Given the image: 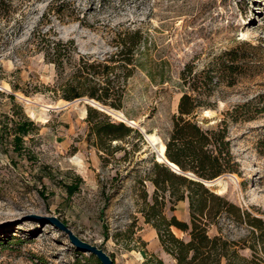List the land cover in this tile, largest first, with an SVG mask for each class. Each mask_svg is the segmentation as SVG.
Segmentation results:
<instances>
[{
    "label": "rangeland",
    "instance_id": "1",
    "mask_svg": "<svg viewBox=\"0 0 264 264\" xmlns=\"http://www.w3.org/2000/svg\"><path fill=\"white\" fill-rule=\"evenodd\" d=\"M10 4L12 13L0 18V264H96L64 232L33 216L65 221L114 264H177L142 212L146 202L153 203L156 190L152 146L139 142L136 134L113 142L112 148L99 141L93 127L107 121L105 115L125 122L87 105L82 99L88 96L62 98L64 82L55 66L45 62L41 37L74 41L78 52L103 60L120 50L122 40L137 39L132 36L139 32L138 59L147 66L163 63L169 82L157 85L137 68L127 81L122 109L116 110L136 122L135 127L127 126L162 140L178 112L185 64L202 69L213 56L242 42L260 45L249 55L256 70L234 87L220 84L211 116L205 115L207 110L199 112L197 119L205 128L216 127L228 111L264 94V0H10ZM48 105L53 108L45 122L33 117L36 107ZM90 109L100 114L93 112L88 119ZM26 120L34 125L17 154L14 129ZM228 125L238 172L226 173L212 184L224 180L221 196L264 220V154L258 150L264 113ZM75 182H81L80 188L69 196L66 187ZM182 190L190 194L188 186ZM169 195L167 218L190 223L188 200L173 206ZM173 231L179 239H190ZM209 234L236 242L240 256L253 258L243 246L250 236L247 224L222 218Z\"/></svg>",
    "mask_w": 264,
    "mask_h": 264
},
{
    "label": "trees",
    "instance_id": "2",
    "mask_svg": "<svg viewBox=\"0 0 264 264\" xmlns=\"http://www.w3.org/2000/svg\"><path fill=\"white\" fill-rule=\"evenodd\" d=\"M11 9L10 0H0V18L8 17L12 13ZM132 37L137 39L122 40L116 54L100 60L78 52L74 41L43 35L41 40L45 62L55 66L59 78L64 82L61 85L62 98L74 101L88 96L106 107L121 110L127 81L137 68L145 70L157 85L168 83L163 63L147 66V63L138 59L137 56L142 53L141 37L139 32ZM259 48L260 45L242 42L235 48L213 56L202 69H198L194 63H188L180 73L183 93L178 112L173 116L170 132L162 140L166 145L167 159L183 173L179 174L166 164L155 162L156 177L152 181L156 190L153 203L146 202V208L142 211L147 223H152L157 229L164 249L177 264H222L224 260L227 264H264V258L259 257L264 254V220L242 212L235 204L221 194H215L199 181L220 180L223 177H219L226 173L238 172L228 124L229 121L249 122L264 113V94L228 111L216 127L205 128L197 119L200 111L216 109L217 102L213 98L220 84L234 87L242 77L256 70L257 64L249 55ZM93 104L100 105L95 101ZM93 112L100 114L90 109L88 119ZM105 118L108 120L103 124H95L93 133L99 141H105L108 147L112 148L113 142L125 141L133 134L137 135L139 142H146L140 129L113 122L106 115ZM33 125L30 120L16 124L13 142L17 154L21 153L19 145L30 134ZM258 150L264 154V136L258 142ZM183 174H192L196 179ZM223 182L219 184L220 188ZM80 184L75 182L67 186L68 195L73 196ZM184 186L190 188V194L186 195L182 190ZM167 193L173 206L188 200L190 223L182 222L176 216L167 218L164 212ZM222 218L250 227V236L243 246L253 252L252 259L240 256L239 244L236 242L221 235L209 234L210 229L218 226ZM173 228L187 234L190 239L185 241L177 238ZM91 259L101 264L96 256L91 255Z\"/></svg>",
    "mask_w": 264,
    "mask_h": 264
},
{
    "label": "water",
    "instance_id": "3",
    "mask_svg": "<svg viewBox=\"0 0 264 264\" xmlns=\"http://www.w3.org/2000/svg\"><path fill=\"white\" fill-rule=\"evenodd\" d=\"M82 100L85 101V103L87 105H90V104H88L89 101H92V100L94 101V99H90V98H84ZM106 109L112 110V108H109V107H106ZM100 111L104 112L103 110H100ZM104 113H106V112H104ZM106 114H108V113H106ZM143 135H144V133H143ZM144 139H145L146 142H148L147 139H146V137H145V135H144ZM151 156H152V158H153V160L155 162H157L159 159H162L164 161V164H166L167 166H169L171 169H174L172 167V165H174V163H172L171 161H169L166 156H163L161 154L160 149H159L158 146H152L151 147ZM199 181L201 183H203L207 188H209V186H207V183H210L213 180H209V181L208 180H199ZM33 219L38 220V221H41L45 225H47V224L53 225L56 228H58L60 231L64 232L69 237V240L71 241V243L76 247V249L79 252H82L84 254H90V255L96 256L97 259L100 261L101 264H114V261L112 260V258L104 250H102L101 248L97 247L96 245H93V244H90L88 242H85V241L81 240L58 217H56V216H33Z\"/></svg>",
    "mask_w": 264,
    "mask_h": 264
},
{
    "label": "bare ground",
    "instance_id": "4",
    "mask_svg": "<svg viewBox=\"0 0 264 264\" xmlns=\"http://www.w3.org/2000/svg\"><path fill=\"white\" fill-rule=\"evenodd\" d=\"M245 35V34H244ZM5 87H7L5 85ZM4 88V87H3ZM9 88V87H8ZM7 90V89H6ZM8 91V90H7ZM85 102V101H84ZM92 104V106H95L97 108H99L100 110H103L107 113H109L110 115H112L113 117H115L116 119L120 120V121H123L127 124H130L131 126L135 127L136 125V122L135 121H132V120H128L120 111H117V110H110V109H106V108H103V106H98V105H94V101H89L88 104ZM34 104V103H33ZM50 108H53V106L51 105H48L46 106V108L44 107H36V112L33 114V117L38 119V121H44L45 122V119L48 117L47 116V112L49 111L48 109ZM85 108L82 109V112L84 115H86V111L84 110ZM211 111L210 110H207L205 112V115L206 116H211ZM48 119V118H47ZM148 143L150 144V146H158L159 149H160V152L163 156H166L165 155V152H166V145L162 142V140L160 139V137L157 136V134L155 133H150V134H147V136L145 135ZM157 163H160V164H164V161L162 159H159L157 161ZM172 167L174 168L173 170L179 174H182L183 172H181V170L179 169V167L177 165H172ZM190 177L192 176V174H188ZM221 177H224V176H221ZM219 177V178H221ZM218 178V179H219ZM217 179L213 180L212 182L210 183H207V186H209L212 190H214L217 194H220L221 193V188L219 186V183L217 184H212L214 181H216Z\"/></svg>",
    "mask_w": 264,
    "mask_h": 264
}]
</instances>
